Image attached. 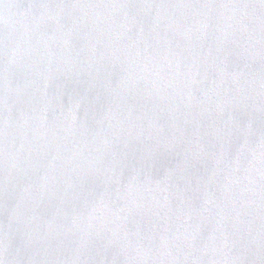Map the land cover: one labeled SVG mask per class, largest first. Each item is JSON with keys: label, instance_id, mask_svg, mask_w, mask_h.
Masks as SVG:
<instances>
[{"label": "water", "instance_id": "obj_1", "mask_svg": "<svg viewBox=\"0 0 264 264\" xmlns=\"http://www.w3.org/2000/svg\"><path fill=\"white\" fill-rule=\"evenodd\" d=\"M0 264H264V0H0Z\"/></svg>", "mask_w": 264, "mask_h": 264}]
</instances>
